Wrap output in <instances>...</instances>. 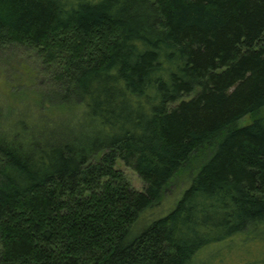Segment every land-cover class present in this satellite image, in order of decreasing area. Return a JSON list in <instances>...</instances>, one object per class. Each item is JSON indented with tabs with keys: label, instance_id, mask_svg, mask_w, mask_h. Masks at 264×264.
<instances>
[{
	"label": "trees",
	"instance_id": "1",
	"mask_svg": "<svg viewBox=\"0 0 264 264\" xmlns=\"http://www.w3.org/2000/svg\"><path fill=\"white\" fill-rule=\"evenodd\" d=\"M10 45L50 89L0 97V264H264V0H0Z\"/></svg>",
	"mask_w": 264,
	"mask_h": 264
},
{
	"label": "rangeland",
	"instance_id": "2",
	"mask_svg": "<svg viewBox=\"0 0 264 264\" xmlns=\"http://www.w3.org/2000/svg\"><path fill=\"white\" fill-rule=\"evenodd\" d=\"M57 67V64L51 65V70L54 71ZM49 82L50 77L41 58L34 49L22 45H10L0 48V97L5 99L6 102L19 103L23 100L40 98L50 89ZM262 116H264V107L243 116L237 121L236 126H246ZM200 159L202 158L185 167L176 176L161 202L143 214L142 220L135 226V234L139 233L154 219L167 214L175 206L177 200L189 186L191 172L197 170ZM117 167L123 170L133 187L138 190L144 189L143 179L133 168L125 165L121 160L117 162Z\"/></svg>",
	"mask_w": 264,
	"mask_h": 264
}]
</instances>
